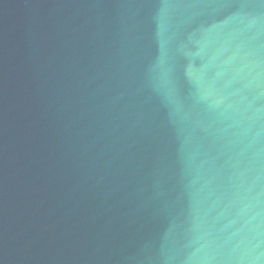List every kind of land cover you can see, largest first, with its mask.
Segmentation results:
<instances>
[{
    "label": "water",
    "instance_id": "obj_1",
    "mask_svg": "<svg viewBox=\"0 0 264 264\" xmlns=\"http://www.w3.org/2000/svg\"><path fill=\"white\" fill-rule=\"evenodd\" d=\"M0 264H264V0H0Z\"/></svg>",
    "mask_w": 264,
    "mask_h": 264
}]
</instances>
